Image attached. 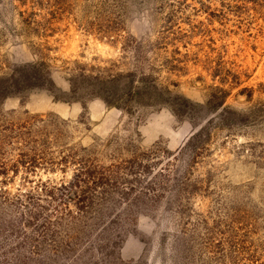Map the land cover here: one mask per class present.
I'll list each match as a JSON object with an SVG mask.
<instances>
[{
	"label": "rangeland",
	"instance_id": "rangeland-1",
	"mask_svg": "<svg viewBox=\"0 0 264 264\" xmlns=\"http://www.w3.org/2000/svg\"><path fill=\"white\" fill-rule=\"evenodd\" d=\"M2 85L0 264H264V0H0Z\"/></svg>",
	"mask_w": 264,
	"mask_h": 264
},
{
	"label": "trees",
	"instance_id": "trees-1",
	"mask_svg": "<svg viewBox=\"0 0 264 264\" xmlns=\"http://www.w3.org/2000/svg\"><path fill=\"white\" fill-rule=\"evenodd\" d=\"M147 89H148V85H146L145 83H142L141 87L136 89L138 92H134V93L139 94L141 91H144V92L147 91ZM10 91H8L7 86L6 87L4 85L0 86V98H4L5 96H7L10 93ZM134 93L132 92L131 94L133 95ZM166 101H168V99H165V100L161 99L158 102L165 104ZM106 102L110 103L111 101H106ZM152 104H154V103H152ZM30 126L31 125H29L28 127H26V126L20 127V128H18L17 132L12 131V133H14V136H12L14 141H4L3 140L4 138H2V139L0 138V159L6 155V153H7L6 147H10L11 152H15L17 150V153L15 155L17 160L14 162V164L9 166L6 163H4V161H2V163H0V178L4 177V181H5V178L7 177V175L9 174V170L16 171L20 165L27 164V168H28V163H30L29 165H32L34 167L36 165H44V164L50 165L51 168L53 166L52 165L53 161H51L50 158H48V159L43 158V155L47 151V148H48L47 147L49 144L48 141L35 137L32 134L33 131H31ZM12 133H10V134H12ZM200 133L201 132H197L193 136L194 137L198 136V135H200ZM29 142H32V144L28 148L27 145L29 144ZM21 147H25L26 149H32V151L35 154L33 156V159H30V157H27V156H29V154H25V153H23V151H19L21 149ZM23 157H24V159H23ZM18 158H20V159H18ZM27 158H28V160H25ZM41 158H42V161L44 163H42L40 161ZM63 160L64 161H62V162H66V160H68V159H67V157H64ZM81 162H82V160H81ZM27 168H25V169H27ZM92 170L95 171L94 167H92L91 165H87V164L83 163L80 167L79 172L84 173V174L83 173H81V174H83L85 176V181H87L85 183H87V184H89V183L100 184L99 179H96V181H95V177H94L95 173ZM78 184H79V182H77V180H76L71 185L73 187H77ZM84 192H85V190H81L80 195L74 194V198L77 199V201L80 203L87 200V197L84 196ZM81 208H83V207H80L79 209H81Z\"/></svg>",
	"mask_w": 264,
	"mask_h": 264
}]
</instances>
